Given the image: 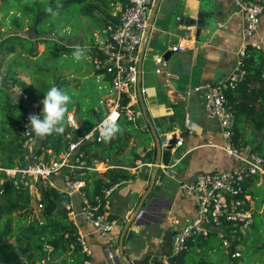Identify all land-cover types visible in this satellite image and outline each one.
<instances>
[{"label":"built area","instance_id":"built-area-1","mask_svg":"<svg viewBox=\"0 0 264 264\" xmlns=\"http://www.w3.org/2000/svg\"><path fill=\"white\" fill-rule=\"evenodd\" d=\"M152 2L153 0H125V3H120L112 12L117 16V20H110L97 35V54L89 58L94 72L99 73L98 77L106 76L110 88L100 100L102 106L95 107L100 117L88 131H79L80 126L74 111L66 113V131L63 134L65 146L59 153L56 154L51 148L42 145L41 140L45 137H37L29 126L30 115L42 112V100L30 98L17 83L11 85V90L15 94L19 92L16 95L26 104L20 121L24 164L0 169L6 172L14 184L22 185L30 193L32 203L37 209L42 207V187L50 186L66 193L69 197L66 204L67 217L74 221L77 216H82L93 226L95 232L103 237L108 236L118 222L107 212L111 193L118 185L136 179L140 168L152 163L145 161V153H141L132 165L119 166L129 171L130 177L103 187L101 194H94L90 199L85 191L87 174L104 172L110 165L96 158L88 160L89 154L85 145L93 140L101 141L105 125L111 122L118 124L125 119L135 128H147L145 123L137 121L136 108L142 107L148 92L141 79L139 50L144 40ZM230 2L243 17L245 35L256 33L264 14V0ZM252 46L264 49V39L254 42ZM183 49V42L171 46L172 51ZM245 54L246 45L243 44L237 52L235 65L225 79L195 87L204 94V111L219 119L223 137V144L219 147L234 163L228 169L199 173L190 181L178 183L180 192L194 201L195 214L187 218L174 233L169 251L158 256L163 264H173L172 259L180 254L185 240L191 236L207 238L213 235L218 240L219 247L235 264L243 255L244 240L254 222L256 212L250 180L253 177L257 178V183L264 180V157L254 150L238 146L233 140L234 111L225 94L226 90L235 88L244 80ZM155 63L165 65L164 55L156 56ZM155 71L161 72L160 67H156ZM262 78L264 84V73ZM173 134L174 131L163 134L158 143L160 148L169 145ZM175 136L174 146L181 145L183 138L176 134ZM208 144L213 145L210 142ZM76 194L82 196L79 208L74 205ZM138 212V216H141L142 212ZM76 240L81 244L82 251L89 254L84 236L77 233ZM149 264H154L153 259Z\"/></svg>","mask_w":264,"mask_h":264},{"label":"crops","instance_id":"crops-1","mask_svg":"<svg viewBox=\"0 0 264 264\" xmlns=\"http://www.w3.org/2000/svg\"><path fill=\"white\" fill-rule=\"evenodd\" d=\"M200 1L204 0L152 2L139 50L141 79L148 92L140 106L139 122L145 123L147 128L138 129L145 131L148 139H131L135 151L139 155L145 153L143 159L152 164L141 167L136 179L118 185L111 193L107 212L118 222L108 236L97 234L80 215L72 221L77 233L84 236L89 249L85 264H149L153 256L168 252L173 234L187 218L195 214L194 201L180 192L178 183L190 181L199 173L233 166V160L219 147L223 144L220 121L204 111V94L195 87L225 79L235 65L239 47L243 44L252 46L254 42L264 39V14L258 31L247 36L243 17L230 0H211L209 9L200 6ZM119 5L116 4L114 11ZM199 19L200 24L197 23ZM178 42H183L185 49L172 51L171 46ZM261 50L264 55V49ZM168 53L170 55L165 59V65L155 63L156 56ZM156 67H160L161 72H156ZM1 79L10 88L13 97L22 100L12 92V80ZM24 91L29 96L28 91ZM173 131L183 138L182 144L171 149L160 148L159 154V140L163 134ZM140 141L144 146L141 148L140 145L137 151ZM209 142L213 145H209ZM246 148L253 150L251 145ZM125 157L130 159L129 163H120L119 166L134 163L133 155L125 154ZM137 181L142 182L139 199L137 204L134 202L129 207L131 191L118 188ZM157 182L161 188L151 194ZM263 182L256 181L255 187ZM73 200L75 207L79 208L81 194H76ZM139 204L141 216L134 215ZM261 210H264L262 204L258 211ZM214 240L212 246L219 247L218 240L215 237ZM214 250L207 252L206 256ZM226 258L228 260L227 254ZM219 259V264L227 262L225 258Z\"/></svg>","mask_w":264,"mask_h":264},{"label":"trees","instance_id":"trees-1","mask_svg":"<svg viewBox=\"0 0 264 264\" xmlns=\"http://www.w3.org/2000/svg\"><path fill=\"white\" fill-rule=\"evenodd\" d=\"M117 3L123 4L125 0H0V59L13 55L11 68L19 67L24 71L28 69L24 55L32 62L40 61L41 58L44 63L57 56L58 52L71 53L77 46H81L89 58L97 54L98 43L95 37L87 42L83 40L79 45L53 38L51 28L56 27V17L65 13L71 14L75 7L78 21L85 23L88 19L96 26V31L100 32L110 20H117V16L112 14ZM49 7L57 13L55 16L46 11ZM38 44L44 45L42 52H38ZM244 68L246 72L244 80L235 88L225 91L226 98L234 111L233 140L238 146L251 145L254 151L264 157L263 51L248 45ZM94 74L98 77L99 73L94 72ZM43 75L46 77V74ZM11 79L22 89L28 90L31 86L16 75H12ZM102 79L109 85L106 76ZM47 90L46 85L40 86L36 90V96L44 98ZM68 93L72 99L67 112L75 106L76 115L84 119L88 131L98 121L100 113L95 110V105L81 103L70 92ZM102 93L103 95L107 93L106 87L103 88ZM29 96L32 99L36 98L32 97L34 95L31 93ZM25 109V101L14 98L13 94L0 84V167L2 168L24 164L20 121ZM118 124L121 131L110 141L106 142L103 137L101 141L93 140L85 145V150L89 154L88 160L96 158L110 165L100 176L97 172L87 174L85 191L90 199L94 194H101L103 187L130 177L129 171L119 167L120 159L125 157V154L133 155V159L139 157L135 145L131 144L132 138L148 139L145 131L133 127L130 121L122 119ZM65 131L64 122L62 133L54 132L46 135L41 140V144L51 148L54 153H59L65 146L63 139ZM256 181L255 177L250 180L253 186ZM5 182H8L6 189ZM41 192L42 207L39 211H35L30 193L22 185L14 184L6 172L0 169V197L3 196V200L0 201V264H44L45 249H48L49 261L61 260L56 264H85L89 256L82 251L81 244L76 240L77 228L67 217L66 204L69 197L66 193L50 186L42 187ZM251 193L255 196L252 190ZM256 212L250 229L253 233L260 232L264 226V212ZM257 214L262 217L261 224H255ZM3 237H7L8 242L2 243ZM12 238L16 239V246L10 242ZM213 241H215L213 235L207 238L202 236L187 238L183 250L172 259V263L200 264L199 261L204 260L207 264H219V261H211L206 256L207 252L215 249L212 246ZM262 242L254 238L247 244L248 249L252 251V258L257 262L261 261L254 256L264 249V239ZM152 259L154 264H163L157 256H153ZM225 264H235V262L228 258Z\"/></svg>","mask_w":264,"mask_h":264},{"label":"rangeland","instance_id":"rangeland-1","mask_svg":"<svg viewBox=\"0 0 264 264\" xmlns=\"http://www.w3.org/2000/svg\"><path fill=\"white\" fill-rule=\"evenodd\" d=\"M210 2L211 0L200 1V6H202L204 9H207L210 5ZM74 9L71 14L65 13L64 15L56 17V27L51 28V36L65 43L76 45L83 43V40L85 42L90 41L92 37H95L96 40L97 35H99V31H96V26L92 24L88 19L85 23L79 22L77 19V13H75ZM38 48V52H42V50L44 49V45L38 44ZM72 53L73 51L67 54H61L60 52H58L57 56H54V58H52L51 60L44 61V63L41 58L40 61L32 62L30 59L28 60L27 56L24 55V61H26V64L28 65V69H24V71L20 70L19 67H16V69H12L11 66L13 65V55L6 56L5 58L0 59V79L5 77V80L10 82V80H12L11 76L16 75L19 79L24 81V83L31 85L27 91L29 94L31 93V95H34L32 97H36L37 99L42 100L43 98L36 96V90H38L42 85H46V88L48 89L51 86L56 85L61 89L70 92L72 96L75 97V99L79 102H86L95 105L96 108H100V106H102L100 105V100H102L104 96L102 90L105 87L107 90H109L110 86L106 82H104L101 77H97L94 74V69L90 58L85 56L82 60L75 61L73 59ZM19 60L21 62V58H19ZM37 69H40V71H37ZM43 74H46V77ZM1 82L2 85L6 86L10 91V88L5 85L2 79ZM71 110L75 112V106L72 107ZM136 116L137 121L140 122L141 119L139 107L136 108ZM76 118L80 126L79 131H86V123L83 121L84 119L80 118L78 115H76ZM139 143L140 144L137 151H139L140 145L141 148H143L144 146L143 141H140ZM262 149L264 150V138L262 142ZM129 160V158L123 157L120 159V163L128 164ZM141 185L142 182L137 181L122 185L118 188V190L126 189L128 192L131 191L128 199L129 207L132 206L134 202L135 204H137L139 199L138 191L142 188ZM160 188L161 186H158V182L155 183V185L152 187L151 194H155L156 191ZM175 190L176 189L174 187V194L176 193ZM251 190L255 193V196H253L255 197L254 205L256 207V211L259 210L258 208L261 204L264 209V182L259 187L252 186L250 191ZM34 209L35 211H39V209L35 207ZM261 211L264 212V210ZM261 220V215L257 214L255 218V224H261ZM250 229L251 227L249 228V232L246 235L247 244L250 243L254 238H258L260 242H262L264 239V226L261 228L260 232L256 233H253L252 231H250ZM247 244H243V255L236 264H264V249H261L256 253V256H254L259 258V261H261L257 262L254 260V258H252V251L248 249ZM219 258H225L227 260L226 253L221 248L215 247V250L208 256V259H212L214 261L218 260L220 262Z\"/></svg>","mask_w":264,"mask_h":264},{"label":"clouds","instance_id":"clouds-1","mask_svg":"<svg viewBox=\"0 0 264 264\" xmlns=\"http://www.w3.org/2000/svg\"><path fill=\"white\" fill-rule=\"evenodd\" d=\"M46 11L53 16L57 14L50 7L46 9ZM72 56L75 61H80L86 56V51L83 47L77 46ZM71 99L72 97L69 93L59 86L53 85L47 90L42 100V112L40 114L30 115L29 117V126L37 137L43 138L54 132L62 133L64 131L66 112ZM120 131L119 124L111 122L105 125L102 136L104 140L108 142Z\"/></svg>","mask_w":264,"mask_h":264},{"label":"water","instance_id":"water-1","mask_svg":"<svg viewBox=\"0 0 264 264\" xmlns=\"http://www.w3.org/2000/svg\"><path fill=\"white\" fill-rule=\"evenodd\" d=\"M197 23L200 24V23H201V20H200V19L197 20ZM169 55H170L169 53H168V54H165V55H164V59H168ZM175 141H176V136H175V134H173V135H172V138H171L170 141H169V145L166 147V149H171V148H173V146H174V144H175ZM158 153L160 154V146H159V144H158ZM7 186H8V182H5V189L7 188ZM147 194H148V192L145 193L144 197H146ZM153 199H160V198H153ZM2 200H3V196L0 197V201H2ZM140 204H141V203H140ZM140 204H139V206L136 208V210H135V214H134V215L137 214V212H138V210H139V208H140ZM172 234H173V233H172ZM173 235H174V234H173ZM6 242H8V238H7V237H3V239H2V243H6ZM10 242H11L14 246H16V239H15V238H12V239L10 240ZM170 244H171V242H170ZM44 258H45V260H44V264H56V263H60V260L52 261V262L49 261V259H48V249H45V251H44ZM201 264H207V263L204 262V261H202Z\"/></svg>","mask_w":264,"mask_h":264}]
</instances>
